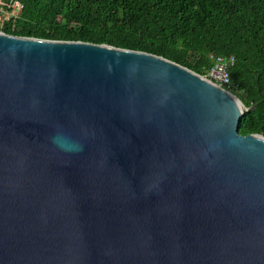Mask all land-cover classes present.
<instances>
[{
	"label": "water",
	"instance_id": "water-1",
	"mask_svg": "<svg viewBox=\"0 0 264 264\" xmlns=\"http://www.w3.org/2000/svg\"><path fill=\"white\" fill-rule=\"evenodd\" d=\"M161 56L0 32V264H264V136Z\"/></svg>",
	"mask_w": 264,
	"mask_h": 264
},
{
	"label": "trees",
	"instance_id": "trees-1",
	"mask_svg": "<svg viewBox=\"0 0 264 264\" xmlns=\"http://www.w3.org/2000/svg\"><path fill=\"white\" fill-rule=\"evenodd\" d=\"M17 1L22 10L4 19V34L144 52L199 75L210 54L232 56V94L246 108L257 104L239 133L264 136V0Z\"/></svg>",
	"mask_w": 264,
	"mask_h": 264
},
{
	"label": "built area",
	"instance_id": "built-area-1",
	"mask_svg": "<svg viewBox=\"0 0 264 264\" xmlns=\"http://www.w3.org/2000/svg\"><path fill=\"white\" fill-rule=\"evenodd\" d=\"M22 7V4L17 0H11L10 3L3 6L0 4V25L7 17H18ZM209 58L212 62V66L205 72V75L201 76L220 88L232 93L230 89H233V86L230 82L228 71L234 64V58L232 56H218L214 54H210Z\"/></svg>",
	"mask_w": 264,
	"mask_h": 264
},
{
	"label": "rangeland",
	"instance_id": "rangeland-1",
	"mask_svg": "<svg viewBox=\"0 0 264 264\" xmlns=\"http://www.w3.org/2000/svg\"><path fill=\"white\" fill-rule=\"evenodd\" d=\"M232 94V93H231Z\"/></svg>",
	"mask_w": 264,
	"mask_h": 264
}]
</instances>
